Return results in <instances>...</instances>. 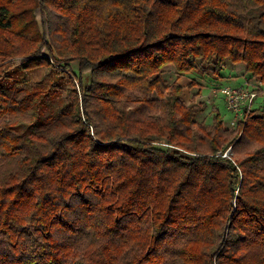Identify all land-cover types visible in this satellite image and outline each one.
<instances>
[{
  "label": "trees",
  "instance_id": "16d2710c",
  "mask_svg": "<svg viewBox=\"0 0 264 264\" xmlns=\"http://www.w3.org/2000/svg\"><path fill=\"white\" fill-rule=\"evenodd\" d=\"M237 64L264 86V0H0V264H264V114L165 78Z\"/></svg>",
  "mask_w": 264,
  "mask_h": 264
},
{
  "label": "rangeland",
  "instance_id": "374dc122",
  "mask_svg": "<svg viewBox=\"0 0 264 264\" xmlns=\"http://www.w3.org/2000/svg\"><path fill=\"white\" fill-rule=\"evenodd\" d=\"M230 67H232V65H229L228 68ZM228 68H225L221 72L223 76L228 75L227 73H229L230 71ZM77 69H78V63H72L70 70L74 74L75 73L77 74L78 73ZM51 74H52L51 69L45 67L40 68L34 72H29L25 77V79L27 80V84H25L24 86L33 87L41 81L47 83L51 78ZM20 77L22 78L24 76H20ZM220 77L211 78L200 74H193L191 76H181L177 78L172 68L169 67L165 69V78L170 82H174L176 80L177 83L182 87L183 93L181 98L183 102H185L186 105L189 107L192 104H196L198 106L199 105L202 106V109H204L200 113L201 115L197 116V121L199 123L209 128L213 127L215 124L214 123V118L216 115L215 110L217 109L221 114V119L225 127L228 128L230 131H234L236 128H238L239 125H243V127L246 125H244L243 123H240L237 127H233L231 125V122L234 119V114L227 109L225 102V97H226L225 89L226 87H238L242 84L243 81L242 80L234 81L230 79L226 80V78L222 79ZM83 82L85 86H90L91 84L90 73H86L83 75ZM76 84L78 85V82ZM247 88L251 89L255 87L247 85ZM215 89H218L219 91L217 97L216 96L213 97V92ZM263 93L264 92H262L261 94ZM79 97L81 100L82 99L81 96ZM61 98L63 102L60 101V98L57 99L54 103L55 107L63 108L62 106H65V104L67 107H70L71 105L74 106L76 104L77 96L72 91L71 87L64 83L61 91ZM253 109L257 110L256 112L259 114H264V95L259 96L256 99ZM50 110L51 108H48L46 110L45 116L49 115ZM156 146L160 148H164L167 145L163 143H156Z\"/></svg>",
  "mask_w": 264,
  "mask_h": 264
},
{
  "label": "built area",
  "instance_id": "2783aa9c",
  "mask_svg": "<svg viewBox=\"0 0 264 264\" xmlns=\"http://www.w3.org/2000/svg\"><path fill=\"white\" fill-rule=\"evenodd\" d=\"M218 89L213 92L214 96L218 95ZM225 102L227 109L234 114L231 122L233 127H237L240 123L247 124L248 118L255 111L253 106L261 92L257 87L247 88V86L226 87Z\"/></svg>",
  "mask_w": 264,
  "mask_h": 264
},
{
  "label": "crops",
  "instance_id": "0c3cea01",
  "mask_svg": "<svg viewBox=\"0 0 264 264\" xmlns=\"http://www.w3.org/2000/svg\"><path fill=\"white\" fill-rule=\"evenodd\" d=\"M228 68V67H227ZM230 71L229 73H227L228 75H222L220 78H226L230 79V80H234V81H239L242 80V84L240 86H253V87H257V88H261V93L264 92V86L259 87V83L257 81H255L254 79H250L248 78V76L246 75V66L244 64H237V65H233L232 67L228 68ZM255 81V82H253ZM264 95L260 94V96ZM214 97V95H213ZM217 97V96H216Z\"/></svg>",
  "mask_w": 264,
  "mask_h": 264
},
{
  "label": "water",
  "instance_id": "95a60500",
  "mask_svg": "<svg viewBox=\"0 0 264 264\" xmlns=\"http://www.w3.org/2000/svg\"><path fill=\"white\" fill-rule=\"evenodd\" d=\"M233 154V151H232V148H230L227 152V155L226 156H229V155H232Z\"/></svg>",
  "mask_w": 264,
  "mask_h": 264
}]
</instances>
